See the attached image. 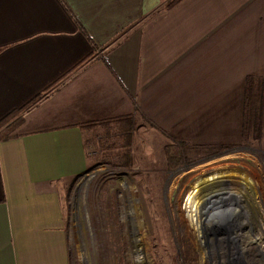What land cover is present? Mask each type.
<instances>
[{
  "label": "crops",
  "instance_id": "crops-1",
  "mask_svg": "<svg viewBox=\"0 0 264 264\" xmlns=\"http://www.w3.org/2000/svg\"><path fill=\"white\" fill-rule=\"evenodd\" d=\"M0 0V264H73L89 130L138 114L193 144L241 138L264 0ZM258 84V83H257Z\"/></svg>",
  "mask_w": 264,
  "mask_h": 264
},
{
  "label": "rangeland",
  "instance_id": "rangeland-1",
  "mask_svg": "<svg viewBox=\"0 0 264 264\" xmlns=\"http://www.w3.org/2000/svg\"><path fill=\"white\" fill-rule=\"evenodd\" d=\"M244 121L232 145L168 136L140 114L91 127L89 171L66 200L73 264H264V151ZM199 198L200 231L188 214Z\"/></svg>",
  "mask_w": 264,
  "mask_h": 264
},
{
  "label": "trees",
  "instance_id": "trees-1",
  "mask_svg": "<svg viewBox=\"0 0 264 264\" xmlns=\"http://www.w3.org/2000/svg\"><path fill=\"white\" fill-rule=\"evenodd\" d=\"M181 0H175L172 7ZM258 83V84H257ZM263 98V88L262 82H255L254 80H249L247 92H246V108H245V124H244V136L252 138L254 140L260 141L261 143V101ZM132 121V119H130ZM9 123V120L3 122L0 125L2 129L5 125ZM225 148H219V150H224Z\"/></svg>",
  "mask_w": 264,
  "mask_h": 264
},
{
  "label": "bare ground",
  "instance_id": "bare-ground-1",
  "mask_svg": "<svg viewBox=\"0 0 264 264\" xmlns=\"http://www.w3.org/2000/svg\"><path fill=\"white\" fill-rule=\"evenodd\" d=\"M225 187H227V186H225ZM216 188V187H215ZM223 189H225V188H220V189H218L219 191L220 190H223ZM216 192L213 196H212V198H215L214 199V202H216V200L217 199H219V198H221V197H223V196H225V195H227L228 194V192L227 191H221V192ZM257 195V194H256ZM256 197V196H255ZM257 203V205H256V208H258L259 206H260V204L258 203V202H256ZM202 202H201V199L199 198V199H197V200H195V201H193L190 205H189V207H188V214L191 216V218H192V220H193V222H194V224H195V228L197 229V230H201L202 228H203V226H205V223H206V220L205 219H203V218H206L205 217V215H203L204 214V212H203V214H202ZM232 210V209H231ZM213 212V214L214 213H217L216 215L217 216H219L221 213H223V214H226V213H228V212H219V211H212ZM232 212H235L237 215H239V214H241L242 213V210H240V209H238V210H235V211H232ZM205 220V221H204ZM261 232V231H260ZM237 235H238V237L239 236H241V238L242 237H244L241 233H240V231H238L237 232ZM264 238V237H263ZM243 249H244V247L242 246V244L241 245H239V248L237 249V250H239L240 252H242L243 251ZM262 254V253H261Z\"/></svg>",
  "mask_w": 264,
  "mask_h": 264
}]
</instances>
